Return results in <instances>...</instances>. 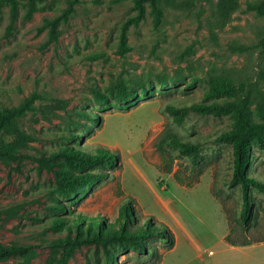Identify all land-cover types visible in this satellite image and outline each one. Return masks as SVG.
Returning a JSON list of instances; mask_svg holds the SVG:
<instances>
[{
  "label": "rangeland",
  "instance_id": "obj_1",
  "mask_svg": "<svg viewBox=\"0 0 264 264\" xmlns=\"http://www.w3.org/2000/svg\"><path fill=\"white\" fill-rule=\"evenodd\" d=\"M262 1L238 0L224 22L209 0H179L158 24L147 3L144 18L128 25L124 51L135 0H0V109L28 99L33 108L18 118V132L4 134L14 151L0 160V244L27 247L29 255L0 264H62L60 242L87 230L79 214L100 216L105 228L125 203L134 209L131 226L151 218L170 240L83 243L66 264H264V193L254 191L255 217L245 223L242 189L228 186L233 147L217 141L232 116L190 114L176 123L164 110L201 102L222 76L243 87L250 116L264 122V16L254 9ZM118 86L139 99L120 107ZM95 89L108 105L96 101ZM171 137L199 144V155ZM68 147L99 149L116 162L87 167L104 179L65 195L58 175L80 173L55 155ZM252 153L250 175L264 182V148ZM59 218L72 231L50 228Z\"/></svg>",
  "mask_w": 264,
  "mask_h": 264
},
{
  "label": "trees",
  "instance_id": "obj_2",
  "mask_svg": "<svg viewBox=\"0 0 264 264\" xmlns=\"http://www.w3.org/2000/svg\"><path fill=\"white\" fill-rule=\"evenodd\" d=\"M209 1L215 3L217 15L219 19L224 22L227 21L239 7L238 0ZM147 3L152 6L156 24L161 22L165 8H178L180 6L179 0H135L134 7L137 10V15L129 19L123 26L120 42V48L122 50H130L126 41L128 25L132 22L138 23L144 18ZM254 9L259 15L264 16V1L254 6ZM262 42H264V38ZM159 82L161 87L166 89L168 85L167 79L161 77ZM93 93L99 104L108 105L110 103L108 95L97 89H95ZM143 95L147 98L151 97L148 91H144ZM226 98L234 100L227 101ZM138 99L139 96L136 93L131 92L124 86H118L116 102L120 107H128L130 103L136 102ZM31 101L32 99H28L19 107L7 108V110L0 109V160H7L13 157L14 145L7 141L4 134L19 131L18 118L23 116L26 110L33 109ZM250 106V95L244 92L243 87H237L229 79L217 76L212 79L201 102H194L180 107L168 103L164 109L173 117L176 123H182L186 119L185 117H188L190 114L199 116H222L228 114L232 116V128L218 135L217 141L233 147V174L228 186L236 187L240 185L243 197L241 218L247 224L251 223L255 217L254 206L256 205V198L254 197V191L264 193V182L250 175V170H253V146L258 145L264 148V122H257L250 116ZM170 140L171 144L175 145L180 150L199 155V144L185 142L177 137H171ZM55 155L65 156L72 168L80 169V173L74 176L66 175L63 172L58 175V182L60 185L59 191L65 195H70L77 191L82 192L86 188H92L104 179L105 175L103 172L84 173L87 167L98 164L113 166L116 162L115 156H111L99 149L96 150V153H87L83 149L68 147L58 151ZM74 205L78 206L80 202H75ZM119 213L118 218L113 223L107 224L105 228L101 224L102 220H100V216L88 217L84 214H79L76 223H83L87 230L82 235L77 236L75 240L67 237L60 242L66 249L62 264H66L75 248L80 247L83 243L121 240L122 243L125 244H139L141 241L156 235L170 240V237L167 236L169 234L168 229L157 227L152 223L151 218H147L143 225L138 222L134 226H131L135 216L133 215L134 209L131 208L128 203H125L121 207ZM68 223V218H59L54 221L50 228L57 230L68 228V231H72V225ZM74 227L77 226L74 225ZM80 229L82 228L80 227ZM28 255L27 247L0 244V261L18 256L27 258Z\"/></svg>",
  "mask_w": 264,
  "mask_h": 264
}]
</instances>
